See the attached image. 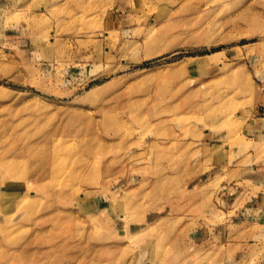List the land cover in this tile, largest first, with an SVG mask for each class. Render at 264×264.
Here are the masks:
<instances>
[{"label": "rangeland", "instance_id": "1", "mask_svg": "<svg viewBox=\"0 0 264 264\" xmlns=\"http://www.w3.org/2000/svg\"><path fill=\"white\" fill-rule=\"evenodd\" d=\"M254 108L264 0H0V264H264Z\"/></svg>", "mask_w": 264, "mask_h": 264}, {"label": "crops", "instance_id": "2", "mask_svg": "<svg viewBox=\"0 0 264 264\" xmlns=\"http://www.w3.org/2000/svg\"><path fill=\"white\" fill-rule=\"evenodd\" d=\"M259 109L257 108L255 110V108H254V111H253V109L248 110L249 112H247V114L245 116V122H244L245 124L243 125L244 129L242 130V133L246 136V138L252 140L253 142H255L256 139L260 135H262V133H264V113H260ZM211 137L212 138H207L206 142L207 143L210 142V144H214L215 143L214 136L211 135ZM226 147H225L226 150L230 149V146H226ZM251 171L254 174L257 171L264 173V160L258 166H254ZM253 179L251 178L252 181H253Z\"/></svg>", "mask_w": 264, "mask_h": 264}]
</instances>
